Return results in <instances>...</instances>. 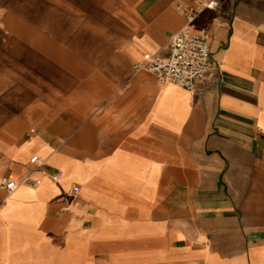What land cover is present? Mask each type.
Here are the masks:
<instances>
[{
	"label": "crops",
	"instance_id": "0c3cea01",
	"mask_svg": "<svg viewBox=\"0 0 264 264\" xmlns=\"http://www.w3.org/2000/svg\"><path fill=\"white\" fill-rule=\"evenodd\" d=\"M196 1L0 0V264H264V0L196 16L193 89L136 69Z\"/></svg>",
	"mask_w": 264,
	"mask_h": 264
},
{
	"label": "built area",
	"instance_id": "2783aa9c",
	"mask_svg": "<svg viewBox=\"0 0 264 264\" xmlns=\"http://www.w3.org/2000/svg\"><path fill=\"white\" fill-rule=\"evenodd\" d=\"M217 4V0H197L195 5L180 7L187 17V23L171 36L170 56L167 59H159L155 55L147 54L136 63V69L153 73L160 84L171 83L193 89L197 81L204 78L213 67H220L219 61L213 62L208 35L193 30V23L200 11L207 7H215ZM33 131L32 129L31 132ZM31 161L38 162L39 157L35 155ZM60 176L61 174L57 172L52 177L58 180ZM29 181V176L16 180L4 175L0 178V188L10 193L22 183ZM33 183L39 184L40 181L35 180ZM72 190L79 193L80 187L75 185Z\"/></svg>",
	"mask_w": 264,
	"mask_h": 264
},
{
	"label": "rangeland",
	"instance_id": "374dc122",
	"mask_svg": "<svg viewBox=\"0 0 264 264\" xmlns=\"http://www.w3.org/2000/svg\"><path fill=\"white\" fill-rule=\"evenodd\" d=\"M10 9V5H6V10L8 11Z\"/></svg>",
	"mask_w": 264,
	"mask_h": 264
}]
</instances>
